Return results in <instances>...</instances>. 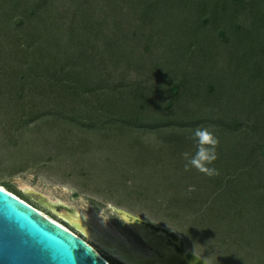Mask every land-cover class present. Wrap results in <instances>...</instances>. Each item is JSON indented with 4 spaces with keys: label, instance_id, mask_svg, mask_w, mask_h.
Here are the masks:
<instances>
[{
    "label": "trees",
    "instance_id": "1",
    "mask_svg": "<svg viewBox=\"0 0 264 264\" xmlns=\"http://www.w3.org/2000/svg\"><path fill=\"white\" fill-rule=\"evenodd\" d=\"M169 1L141 0L147 13L130 19L154 29L149 7L171 12L182 5L173 0L165 6ZM220 1L196 0L193 25L182 33L189 43L177 39L187 52L165 60L163 47L160 54L148 50L156 57L148 79L134 81V71L147 69L145 58L126 46L121 25L110 33L116 23L112 0H66L61 10L56 0H0V92L14 106L9 116L20 119L8 120L16 130L54 118L68 134L129 132L134 162L150 168L147 175H159L169 210L199 218V233L209 234L226 254L221 263L264 264V0ZM212 22H221L217 38L198 37ZM175 34L170 29L162 36ZM218 39L227 53L219 57L226 59L224 75L210 64ZM199 46L207 53L198 60L191 52ZM198 127L219 140L209 165L218 175L182 164L183 153L196 151ZM141 136H153L156 148L145 147ZM170 179L185 185L176 190Z\"/></svg>",
    "mask_w": 264,
    "mask_h": 264
},
{
    "label": "rangeland",
    "instance_id": "2",
    "mask_svg": "<svg viewBox=\"0 0 264 264\" xmlns=\"http://www.w3.org/2000/svg\"><path fill=\"white\" fill-rule=\"evenodd\" d=\"M112 1L115 3L113 20L116 23L110 33H113L115 26L121 25L123 40L128 41L126 46L143 56L147 66L141 74L134 71L131 80L139 81L143 77L148 79L147 73L156 61V57L150 56L148 50L160 54L163 47L161 54L165 60L178 58L187 52L183 51L179 40L189 43L182 33L193 25L191 14L194 13L196 0H179L182 5L174 7L171 12L162 6L156 8V4L150 6L148 11L151 12V18L148 21L154 29L139 18L130 19L147 13L140 7L141 0ZM170 2L173 0L165 6H170ZM219 3L224 5L225 2L221 0ZM56 4L61 10V5L65 8L67 2L56 0ZM114 6H111V10H114ZM220 15L218 10V18ZM250 21H253L252 17ZM128 22L131 24L128 25ZM259 23L257 20L255 26ZM219 25L221 22H212L213 28L210 31L198 30L197 36L209 34L217 38L215 27ZM170 29L176 33L175 38L163 37L166 30ZM218 42L220 45L210 64L215 62L217 73L224 75L228 73L226 59L219 61V57L227 53L220 39ZM202 52L207 53L205 48L202 50L199 46L191 53H195L194 56L199 60L198 56ZM192 69L195 67L191 66ZM7 94L0 92V183H8L30 206L58 220L93 246L97 245L89 234L152 255L151 249L137 237L129 222L122 217L123 213H128L147 225L166 228L169 233H174L179 242L184 244L186 252L203 258L209 264H225L219 261V257H226L223 248L209 234L199 233L204 228L200 227L198 217L167 208L169 199L165 196L168 192L161 190L159 175H147L146 172L152 170L134 162V159H138L135 157L136 151L131 149L134 140L129 132H126L128 135H120L113 131L73 129L68 134V126L54 118L42 123L30 122L28 126L16 130L8 120L11 117L14 122V116H17V122L20 123V119L14 112L9 116L14 106L8 103ZM140 140L145 147L155 145L152 148H156L153 136H141ZM243 144L241 142L240 151ZM186 163H182L184 167ZM169 181L176 184V190L180 184L185 185V182L174 179ZM250 203H245V206ZM243 215L246 216V213ZM99 252L111 264H121L103 250Z\"/></svg>",
    "mask_w": 264,
    "mask_h": 264
},
{
    "label": "water",
    "instance_id": "3",
    "mask_svg": "<svg viewBox=\"0 0 264 264\" xmlns=\"http://www.w3.org/2000/svg\"><path fill=\"white\" fill-rule=\"evenodd\" d=\"M0 264L108 263L85 240L0 184Z\"/></svg>",
    "mask_w": 264,
    "mask_h": 264
},
{
    "label": "bare ground",
    "instance_id": "4",
    "mask_svg": "<svg viewBox=\"0 0 264 264\" xmlns=\"http://www.w3.org/2000/svg\"><path fill=\"white\" fill-rule=\"evenodd\" d=\"M15 197L20 199L23 203H25L29 206L31 205V204H28L27 202H25V200L21 199L19 196L16 195ZM33 208H35V207L33 206ZM35 209H37V208H35ZM39 211H41V210H39ZM41 212H43V211H41ZM44 214H46V213H44ZM124 217L127 221L131 222L132 225H134V227L138 230L140 235L143 238H145L148 246L150 248H152L153 250H157L158 252H160L161 255L163 256V258H158L157 256L154 258H149L146 255H144L142 252H139L133 248L129 249L125 245L119 244L118 242H107L104 238L99 237L96 234H94V235L89 234L90 238L93 241H95L97 246L102 247L110 255H112L113 258L118 259L119 261H122L125 264H175V263H178L179 259L177 258L174 249L168 247L166 242H164L159 237H156V235L152 232V230L150 228H148L142 224H138L135 221H131V219L129 218V215L126 213H124ZM53 220L56 223H58L59 225H61L62 227H64L65 229H67L68 231H70L71 233H73L74 235H78V237L80 236L79 234H77L76 232H74L73 230H71L70 228H68L67 226H65L61 222H59L58 220H56V219H53ZM87 243H89V242H87ZM93 247L97 250V252L100 254V256H102L101 253L99 252L100 251L99 248H96L95 246H93ZM181 259L182 258H180V260Z\"/></svg>",
    "mask_w": 264,
    "mask_h": 264
},
{
    "label": "clouds",
    "instance_id": "5",
    "mask_svg": "<svg viewBox=\"0 0 264 264\" xmlns=\"http://www.w3.org/2000/svg\"><path fill=\"white\" fill-rule=\"evenodd\" d=\"M193 136L197 148L191 157L188 152L182 154L187 161L185 170H189V167H191L209 176L218 175L216 169L209 167V165H212L217 159L216 147L219 140L208 128L204 127L194 129Z\"/></svg>",
    "mask_w": 264,
    "mask_h": 264
},
{
    "label": "flooded vegetation",
    "instance_id": "6",
    "mask_svg": "<svg viewBox=\"0 0 264 264\" xmlns=\"http://www.w3.org/2000/svg\"><path fill=\"white\" fill-rule=\"evenodd\" d=\"M128 214V213H126ZM129 218L131 219V221H135L138 224H142L148 228H150L152 230V232L156 235V237H159L160 239H162L164 242H166L167 246L174 249L177 258L179 259L178 263L175 264H209L206 260H204L201 257L195 256L193 253L191 252H186L185 251V247L184 244H182V242L178 240V238L176 237V235L174 233H169V231H167L168 229L166 228H162V227H158L155 225H147L144 222L138 220L137 218L131 216L130 214ZM125 219L124 216H122ZM127 221V220H126ZM129 222V221H128ZM132 228V230L135 232V234L137 235V237L139 239H141L142 241H144L146 244V240L145 238H143L140 233L138 232V230L134 227V225H132L131 222L128 223ZM78 236V235H77ZM80 238H82L83 240H85L86 242H88L85 238L79 236ZM90 245V243H88ZM95 246V245H94ZM148 246V244H147ZM93 247V245H92ZM96 248H99V250H103L105 253H107L109 256L113 257L112 255H110L105 249H103L102 247L99 246H95ZM149 247V246H148ZM94 248V247H93ZM128 248V247H127ZM95 249V248H94ZM149 249H151L152 251V255H146L149 258H154V257H158V258H163V256L161 255L160 252H158L157 250H153L152 248L149 247ZM96 250V249H95ZM97 251V250H96ZM138 251V250H137ZM141 252V251H139ZM143 253V252H142ZM145 255V253H143ZM100 255V254H99ZM102 255V254H101ZM103 257V256H101ZM108 264H111L105 257H103ZM180 258H182L180 260ZM115 259V258H114ZM118 260V259H116ZM119 261V260H118ZM121 264H125L122 261H119Z\"/></svg>",
    "mask_w": 264,
    "mask_h": 264
}]
</instances>
